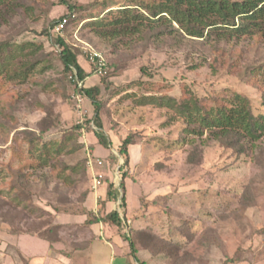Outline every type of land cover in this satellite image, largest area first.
<instances>
[{
    "label": "rangeland",
    "instance_id": "374dc122",
    "mask_svg": "<svg viewBox=\"0 0 264 264\" xmlns=\"http://www.w3.org/2000/svg\"><path fill=\"white\" fill-rule=\"evenodd\" d=\"M66 1L82 11L72 16L78 17L63 33L52 30L50 40L43 32L69 13L60 0H22L24 6L0 27V42L31 54L28 66L17 71V79L0 78L6 89L2 97L5 106H0V120L6 124L0 127V161L13 147L21 149L25 132H41L50 110L55 127L44 134L42 143L61 142L74 127H83L79 150L55 161L72 166L81 162L77 173H70L72 184L59 180L52 168L47 172L41 169V176L35 173L29 190L23 192L17 180L0 171V188L14 185L24 199L22 206L6 207L0 213V264H29L16 245V239L24 236L39 237L51 230L57 240L60 236L76 239L73 224H67L75 214L89 212L85 203L93 189L88 153L104 163L99 171L107 178L103 185L107 192L110 186L120 189L123 185L120 199L128 197L124 206L121 200L115 203L117 208L121 206L120 211L125 214L127 200L135 199L137 214L124 219L139 222L135 225L139 230L129 231L134 233V243L144 248L149 264H264V139L255 143L242 140L241 153L210 139L208 132L203 138L187 136L183 142L185 126L180 120L168 123L171 113L136 104L149 95L181 99L192 92L203 99L218 95L225 102L240 93L252 101L258 114L264 84L251 83L249 71L264 62L263 41L245 38L195 44L166 39L159 48L150 45L143 50L135 39L118 44L100 39L88 25L96 20L86 19V15L103 17L141 0ZM58 37L77 53L80 65L90 74L94 73L89 61L93 50L107 60L105 72L92 74L85 87L101 88V119L112 142L108 155L96 152L99 141L93 133L97 129L92 122L94 107L84 97L78 109L72 75L64 80L66 96L63 94L60 80L64 68L54 45ZM114 61L119 63L114 66ZM213 63L216 73L210 67ZM195 64L201 67L192 69ZM142 68L154 74L153 78L145 76ZM129 136L135 143L128 148L126 166L119 151ZM124 231L125 238L130 236Z\"/></svg>",
    "mask_w": 264,
    "mask_h": 264
},
{
    "label": "trees",
    "instance_id": "16d2710c",
    "mask_svg": "<svg viewBox=\"0 0 264 264\" xmlns=\"http://www.w3.org/2000/svg\"><path fill=\"white\" fill-rule=\"evenodd\" d=\"M60 3L68 9L69 13L64 18L69 19L70 25L78 17L72 18V16L82 10L72 6L66 0H60ZM23 6L22 0H0V27L6 24L9 17ZM107 10L109 9H104V11ZM146 12L152 15H146ZM91 15H86V17L88 16L86 19L96 20L88 25L93 27V33L97 37L115 44L135 39L136 44L138 43L137 47H142L143 50H147L150 45H156L159 48L166 39L175 42L186 39L197 44V42L218 43L221 40L255 38L264 43V0H141L137 4L133 3L122 9L109 11L103 17L100 15L91 17ZM64 18L53 21L50 27L43 32L49 40L52 39V30L56 29ZM69 25L67 24L66 27ZM190 41L189 43H191ZM54 45L58 48V59L64 68L63 79L60 82L63 85V94L66 96L64 80L72 75L84 83L94 73H86L80 65L77 53L63 38L58 37ZM202 45L206 44L202 43ZM24 49L19 47L15 51L12 50L9 42H0V78L3 76L13 80L19 77L17 71L28 66V61H30L31 54H25ZM19 58H22V62L16 64V59ZM118 63L114 61L113 65L116 66ZM261 63V65L253 66V70L249 71V81L255 86L264 84V62ZM200 67V64H195L192 69H199ZM210 67L213 73L218 71L214 63L210 64ZM142 73L149 77L154 75L146 68H142ZM260 73L263 74V77H259ZM75 88L76 94L87 98L94 107L95 113L92 122L97 129L93 133L102 146L111 148L112 142L104 131L101 119L103 109V103L99 99L101 88L97 86ZM5 92L6 89L2 87L0 82V106H5V102L2 100ZM225 102L218 95L203 99L191 92L181 99L162 95L144 96L136 101V104L141 107L152 106L171 113L168 123L180 120L185 126L183 137H181L183 142L186 141L187 136L203 138L208 132L210 139L228 149L239 150L237 152L241 153L243 151L242 140L255 143L264 139V96L260 108L262 111L258 114L253 109L252 101L240 93L234 94L233 99L225 100ZM40 107H44L43 103L40 104ZM48 111L46 109L47 114ZM50 111V114L44 118L41 132H25L26 137L20 143L21 149L18 150L13 147L8 157L2 162L0 161V171L7 172L8 179L17 180L23 192L29 190L32 177L36 174L41 176L39 174L41 169L47 172L48 169L52 168L59 180L65 184L68 182L72 184L70 175L77 173L78 168H80L81 162L72 166L57 164L55 161L63 155L72 156L79 150L78 136L81 134L82 126L74 127L73 133L65 136L61 142L42 143L44 134L55 127L52 118L53 113L52 110ZM3 125L6 124L0 120V127L4 128ZM134 143V137L129 136L121 145L119 155L125 160L126 166L129 163L128 148ZM112 158L118 159L119 157L112 156ZM190 159L191 161L194 160L192 157ZM82 167L84 171L82 175L86 178L87 173L83 162ZM122 188L123 185L120 189H114L113 186H110L107 194L108 199L118 201ZM21 196L14 185L8 189L0 188V213L6 207L17 208L22 206L24 199ZM247 201H251L250 198ZM124 202L125 197L123 196L121 198L123 206ZM3 216L1 217L6 220L9 219L6 215ZM107 220L112 221L118 227L122 225L117 212L108 215ZM92 221L98 222L99 220L94 218ZM39 238L47 241L50 245L58 242L56 235L51 230H46L39 235Z\"/></svg>",
    "mask_w": 264,
    "mask_h": 264
},
{
    "label": "crops",
    "instance_id": "0c3cea01",
    "mask_svg": "<svg viewBox=\"0 0 264 264\" xmlns=\"http://www.w3.org/2000/svg\"><path fill=\"white\" fill-rule=\"evenodd\" d=\"M86 73L90 74L88 71ZM96 152L98 155L105 153L108 155L110 149L99 143L96 146ZM107 182L106 178L104 184ZM107 194V186H103L96 192L91 191L85 203L86 209L89 211L88 214L85 216L84 214H75L70 218V224H67V227L73 224L71 228L75 229V240H68V238L60 236L58 242L50 245L38 236H24L16 239L21 256L29 264H149V259L144 255V248L134 243L131 238L134 233L129 231L139 230L140 228L135 226L139 222L127 224L124 219V216L132 218L137 214L135 199L130 203L127 200L129 205L124 214L120 211L121 206L117 208V204L115 205L117 201H110ZM124 197H128V195ZM135 197L132 195V198ZM113 212H117L120 216L121 227L107 220L108 215ZM94 218L99 221H92ZM124 230L129 231L130 236L125 238ZM66 233L64 234L66 235Z\"/></svg>",
    "mask_w": 264,
    "mask_h": 264
},
{
    "label": "built area",
    "instance_id": "2783aa9c",
    "mask_svg": "<svg viewBox=\"0 0 264 264\" xmlns=\"http://www.w3.org/2000/svg\"><path fill=\"white\" fill-rule=\"evenodd\" d=\"M69 22L68 18H64L56 27L55 31L57 33H63V31L65 30L67 24ZM89 61L90 64H92V66L94 67V74L95 75H102L105 70L107 69V60L105 58V56L100 53L97 52L95 50H93L90 54L89 57ZM71 81H73L76 84V87L78 89H82L85 88V82H81L79 81L77 78H75L74 76L71 77ZM83 96H81L80 94H76L74 96V99L76 100V102L78 103V109H81V103L83 102ZM87 163H88V168L91 172V178H92V189L94 192L98 191L100 188H102V186L104 185V181H105V175L104 173L100 172L99 169L102 168L104 166V163L102 160L100 159H94L90 153H88V159H87ZM127 224H130V219H127L126 221Z\"/></svg>",
    "mask_w": 264,
    "mask_h": 264
}]
</instances>
